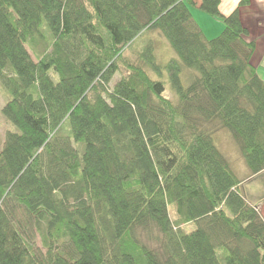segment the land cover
Returning a JSON list of instances; mask_svg holds the SVG:
<instances>
[{
  "label": "trees",
  "instance_id": "trees-1",
  "mask_svg": "<svg viewBox=\"0 0 264 264\" xmlns=\"http://www.w3.org/2000/svg\"><path fill=\"white\" fill-rule=\"evenodd\" d=\"M219 4H198L223 24L207 38L194 0H0V111L17 128L0 264H264V217L212 135L264 172V80L239 7ZM153 33L175 56L157 61Z\"/></svg>",
  "mask_w": 264,
  "mask_h": 264
},
{
  "label": "rangeland",
  "instance_id": "rangeland-1",
  "mask_svg": "<svg viewBox=\"0 0 264 264\" xmlns=\"http://www.w3.org/2000/svg\"><path fill=\"white\" fill-rule=\"evenodd\" d=\"M151 36L155 44L154 53L156 54L157 61L163 63L166 62L169 57L175 56V52H173L164 37L161 35L158 36L156 33H153ZM126 53L130 54V50H126ZM151 74L154 78H158L153 72H151ZM116 78H119V76L116 75L115 79ZM187 82L188 81L186 80L185 76H182V83L187 85ZM164 95L172 97L173 99L176 98L168 83H166ZM7 98H9V95L0 83V107L4 104V101ZM6 130L16 131L17 128L14 123L10 122L0 111V149L2 148V142L4 140V133ZM212 135L214 144L218 146L219 150L224 154V156L228 157L237 177L242 179L243 182L241 188L244 190L247 200L256 207L257 204L261 202L260 206L257 208H259L264 217V180L261 179V176H264V173H262L259 177L249 176V169L245 165L244 159L239 153L238 146L235 145V142L227 129H220Z\"/></svg>",
  "mask_w": 264,
  "mask_h": 264
},
{
  "label": "crops",
  "instance_id": "crops-1",
  "mask_svg": "<svg viewBox=\"0 0 264 264\" xmlns=\"http://www.w3.org/2000/svg\"><path fill=\"white\" fill-rule=\"evenodd\" d=\"M240 0H220L219 7L224 14H229L235 8L239 7ZM195 6L192 7L193 19L197 22L200 29L203 30L207 38L218 35L223 29L221 19L211 17L198 8L200 0H194ZM241 22L248 29L245 38L254 42V51L250 57L251 63L257 69L259 76L264 80V0H250L247 4L241 5L238 9ZM206 15V16H205ZM264 173V172H262ZM262 173L254 177L261 176ZM264 180V176H261ZM260 201V200H259ZM261 202L257 204L259 207Z\"/></svg>",
  "mask_w": 264,
  "mask_h": 264
}]
</instances>
